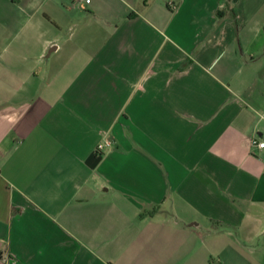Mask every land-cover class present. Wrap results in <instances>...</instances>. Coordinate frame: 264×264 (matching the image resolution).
Instances as JSON below:
<instances>
[{
  "label": "crops",
  "instance_id": "obj_1",
  "mask_svg": "<svg viewBox=\"0 0 264 264\" xmlns=\"http://www.w3.org/2000/svg\"><path fill=\"white\" fill-rule=\"evenodd\" d=\"M255 139L264 0H0V264H264Z\"/></svg>",
  "mask_w": 264,
  "mask_h": 264
},
{
  "label": "built area",
  "instance_id": "obj_2",
  "mask_svg": "<svg viewBox=\"0 0 264 264\" xmlns=\"http://www.w3.org/2000/svg\"><path fill=\"white\" fill-rule=\"evenodd\" d=\"M252 144H253V147H255V148L264 149V142H262V141H259V140L255 139V140H253ZM110 145H111L110 142H104V143H102V144H100L98 146L97 151L98 152H103L105 150V148L109 147Z\"/></svg>",
  "mask_w": 264,
  "mask_h": 264
}]
</instances>
